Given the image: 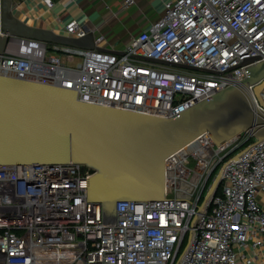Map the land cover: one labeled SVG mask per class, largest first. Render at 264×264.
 Listing matches in <instances>:
<instances>
[{
    "label": "built area",
    "instance_id": "1",
    "mask_svg": "<svg viewBox=\"0 0 264 264\" xmlns=\"http://www.w3.org/2000/svg\"><path fill=\"white\" fill-rule=\"evenodd\" d=\"M163 5L158 20L117 50L4 33L0 0V33L7 36L0 74L77 90L83 102L170 117L244 79L249 65L264 60V0ZM89 32L102 48L105 36L83 20L71 19L60 33ZM251 138L244 132L218 145L201 134L166 159L165 199L118 202L116 225L103 224L102 205L88 201L87 176L94 171L86 165H0V264H176L191 230L178 264H264V140L233 158ZM230 159L192 227L211 175Z\"/></svg>",
    "mask_w": 264,
    "mask_h": 264
},
{
    "label": "water",
    "instance_id": "2",
    "mask_svg": "<svg viewBox=\"0 0 264 264\" xmlns=\"http://www.w3.org/2000/svg\"><path fill=\"white\" fill-rule=\"evenodd\" d=\"M13 2L1 0L4 33L103 49L96 45L93 32L75 38L28 24L15 15ZM6 42L7 36L0 33V57ZM256 60L260 57L246 59L243 64ZM247 73L239 82L170 117L83 102L77 90L0 74V165H86L94 171L87 176L88 201L102 205L103 224L116 225L118 202L165 199L166 159L201 134L208 133L220 145L250 133L254 141L233 157L235 161L264 140V111L249 88L255 85L254 93L264 107V60L249 65ZM231 160L209 184L192 227L219 190L223 169ZM193 234L191 230L189 242Z\"/></svg>",
    "mask_w": 264,
    "mask_h": 264
},
{
    "label": "crops",
    "instance_id": "3",
    "mask_svg": "<svg viewBox=\"0 0 264 264\" xmlns=\"http://www.w3.org/2000/svg\"><path fill=\"white\" fill-rule=\"evenodd\" d=\"M23 0L14 13L28 24L60 33L71 19L83 20L105 36L104 48L121 49L164 13L163 0ZM264 205V195H261Z\"/></svg>",
    "mask_w": 264,
    "mask_h": 264
},
{
    "label": "trees",
    "instance_id": "4",
    "mask_svg": "<svg viewBox=\"0 0 264 264\" xmlns=\"http://www.w3.org/2000/svg\"><path fill=\"white\" fill-rule=\"evenodd\" d=\"M254 141V138L252 137L251 139H250V141H249V143H251V142H253ZM216 170L213 172V174L211 175V177H210V180H209V184L212 182V180H213V178H214V176H215V174H216ZM202 200H203V197H202V199H201V202H202ZM183 250V249H182ZM182 252V251H181ZM181 252H180V254H181Z\"/></svg>",
    "mask_w": 264,
    "mask_h": 264
},
{
    "label": "rangeland",
    "instance_id": "5",
    "mask_svg": "<svg viewBox=\"0 0 264 264\" xmlns=\"http://www.w3.org/2000/svg\"><path fill=\"white\" fill-rule=\"evenodd\" d=\"M78 61V60H77ZM77 61H75L74 63H76Z\"/></svg>",
    "mask_w": 264,
    "mask_h": 264
}]
</instances>
